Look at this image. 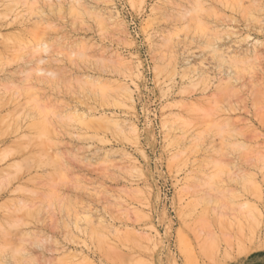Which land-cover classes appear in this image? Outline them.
<instances>
[{
	"label": "rangeland",
	"instance_id": "obj_1",
	"mask_svg": "<svg viewBox=\"0 0 264 264\" xmlns=\"http://www.w3.org/2000/svg\"><path fill=\"white\" fill-rule=\"evenodd\" d=\"M0 264H264V0H0Z\"/></svg>",
	"mask_w": 264,
	"mask_h": 264
},
{
	"label": "bare ground",
	"instance_id": "obj_2",
	"mask_svg": "<svg viewBox=\"0 0 264 264\" xmlns=\"http://www.w3.org/2000/svg\"><path fill=\"white\" fill-rule=\"evenodd\" d=\"M253 4H254V3H253ZM253 6H254V5H253ZM239 7H240V6H239ZM245 10H247V9H244V11H245ZM244 11H243V12H244ZM255 58H256V57H255ZM254 60H255V59H254ZM224 127H225V126H224Z\"/></svg>",
	"mask_w": 264,
	"mask_h": 264
}]
</instances>
